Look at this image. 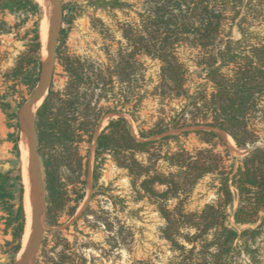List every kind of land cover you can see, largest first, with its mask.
I'll use <instances>...</instances> for the list:
<instances>
[{"label":"trees","instance_id":"1","mask_svg":"<svg viewBox=\"0 0 264 264\" xmlns=\"http://www.w3.org/2000/svg\"><path fill=\"white\" fill-rule=\"evenodd\" d=\"M88 2L111 10L128 6L121 0ZM142 8L135 23L121 27L127 50L118 52L115 68L119 75L125 74L128 67L138 78L136 68L141 55L158 61L159 94L185 99L192 122H204L219 129L237 148L248 151L236 166H226L223 156L212 147L194 152L179 147L162 152L163 143L176 136L153 140L149 137L162 134L167 128L141 131L137 138L127 120L118 116L109 120L98 134L96 153L111 152L115 163L127 170L137 197L146 196L156 205L164 220L160 234L169 245L170 264H264V241L259 242L264 225V146L257 144L258 135L253 129V122L264 123V38L252 30L264 21V0H143ZM30 10H37L34 0H0V15ZM233 28L238 33L236 38L232 36ZM30 47L32 54L18 58L9 74L21 76L34 86L42 64L37 31ZM181 48L197 51L194 63L203 74L204 83L192 93L185 86L187 68L179 56ZM30 65L35 72L27 69ZM64 65L72 81L67 88L72 91L59 100L55 113L51 112V90L39 107L36 119L39 152L45 146H65L73 138L72 119L66 112L77 110L81 104L75 88L83 78V68L79 62ZM0 105L9 106L2 99ZM178 121H171L172 127H178ZM203 134L206 143L220 139L212 131ZM137 154H145V162ZM159 160L165 163L167 172L158 170ZM44 162L48 169L47 161ZM206 175L214 176L216 200L198 211H186L181 196H186ZM156 185L164 189L158 191ZM12 187L10 173L0 172V208L8 214V224L15 223L13 237L19 239L24 213L21 203L13 208ZM19 191L22 192V186ZM46 191L48 201L59 205L60 193L49 172ZM171 199L178 201L169 208L167 202ZM234 201L236 207L230 215L228 209ZM15 249H19V243Z\"/></svg>","mask_w":264,"mask_h":264},{"label":"rangeland","instance_id":"2","mask_svg":"<svg viewBox=\"0 0 264 264\" xmlns=\"http://www.w3.org/2000/svg\"><path fill=\"white\" fill-rule=\"evenodd\" d=\"M121 1L128 6L111 10L94 6L88 0H60L63 22L55 67L41 104L51 90V112L55 113L59 100L72 91L67 88L72 81L64 65L66 62L82 64L83 78L75 88L81 104L77 110L66 112V116L72 119V141L65 146H45L39 152L45 190L49 172L61 201L57 206L50 203L46 191L47 230L35 264L57 261L63 264H170L169 245L160 234L164 220L156 205L146 196L137 197L127 170L115 163L111 152L97 155L96 138L109 120L116 119L117 115L127 120L137 138L141 131L167 128L166 132L205 123L192 122L191 113L188 112L190 107L185 106V99L159 94L158 61L141 55L136 68L138 78L128 67L125 74L119 75L115 68L118 52L127 50L121 27L135 23L138 12L143 11V0ZM47 11V6L39 2L36 11L0 15V99L9 105L6 108L0 105V172L10 173L14 191L11 203L14 209L21 203L24 213L23 230L20 238L15 239V223L8 224L10 218L0 208V264H12L25 246V189L21 165V153L25 146L19 134L16 115L37 83L31 86L23 77L15 78L9 73L18 58L32 54L31 42L35 31L40 38L41 27L47 22ZM1 21L5 24L1 25ZM252 30L256 36L264 38V21L254 25ZM232 36H238L235 28L232 29ZM41 50L40 42L38 56L44 62L43 58L46 57ZM196 52L190 48L179 50L180 59L187 68L185 86L189 93L204 83L203 74L194 63ZM33 67L30 65L27 69L35 72ZM207 88L210 90L209 85ZM171 121H178V127H172ZM253 129L258 135L257 144L264 146V123L253 122ZM173 135L176 137L163 143L162 152L174 151L179 147L190 152L212 147L214 152L223 156L226 166H236L245 151L237 148L226 134L224 138L220 135V139L213 138L210 143L205 142L207 137L203 131ZM145 157V154H137V158L143 162ZM26 158L28 160V150ZM44 161H47L48 169H45ZM156 165L158 170L168 171L162 160ZM19 186H22V192ZM216 186L213 175L202 177L186 196H181L183 208L198 211L205 204L213 203L217 196ZM155 189L162 191L164 187L156 185ZM177 201L169 200L168 207L172 208ZM235 207L236 201L228 209L230 215ZM229 222L232 223L231 216ZM262 231L259 242L264 241V225ZM17 243L18 250L15 249Z\"/></svg>","mask_w":264,"mask_h":264},{"label":"water","instance_id":"3","mask_svg":"<svg viewBox=\"0 0 264 264\" xmlns=\"http://www.w3.org/2000/svg\"><path fill=\"white\" fill-rule=\"evenodd\" d=\"M35 2L38 4L35 0ZM41 4V3H40ZM47 24L46 36V58L42 62L37 83L30 96L22 103L17 111V127L20 136L23 138L24 146L28 150V203L31 211L32 236L24 246L22 254L12 264H35L46 227V190L41 170L39 149L36 137V114L41 106V101L48 91L56 61L57 43L63 22L62 5L60 0H47ZM119 116V115H117ZM187 131H212L224 138V133L217 128L208 125H195L186 128L166 131L162 134L149 138L157 139L167 135L178 134ZM248 150L243 152L246 153ZM38 205V215L35 213V206Z\"/></svg>","mask_w":264,"mask_h":264},{"label":"bare ground","instance_id":"4","mask_svg":"<svg viewBox=\"0 0 264 264\" xmlns=\"http://www.w3.org/2000/svg\"><path fill=\"white\" fill-rule=\"evenodd\" d=\"M40 3L42 4H46L47 0H38ZM46 21V20H45ZM47 32H48V24H43L41 27V30L39 32L40 35V42H41V54L46 57V36H47ZM45 59V58H43ZM45 62V61H44ZM23 149V148H22ZM26 150L27 149H23V152L21 153V165H22V183H23V188L25 189L24 192V212H25V233L27 234L26 238L23 241V245H26L31 236V230H30V226H31V211H30V206L28 203V198H27V194H28V160L26 158ZM29 156V154H28ZM35 213L36 215H38V205L35 206ZM25 237V236H23ZM22 254V252H21Z\"/></svg>","mask_w":264,"mask_h":264}]
</instances>
